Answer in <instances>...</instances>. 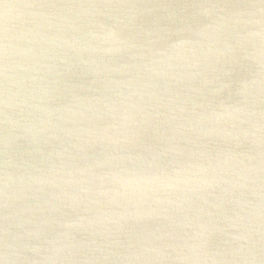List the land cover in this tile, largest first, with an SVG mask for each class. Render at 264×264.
<instances>
[{
	"label": "water",
	"instance_id": "95a60500",
	"mask_svg": "<svg viewBox=\"0 0 264 264\" xmlns=\"http://www.w3.org/2000/svg\"><path fill=\"white\" fill-rule=\"evenodd\" d=\"M0 264H264V0H0Z\"/></svg>",
	"mask_w": 264,
	"mask_h": 264
}]
</instances>
